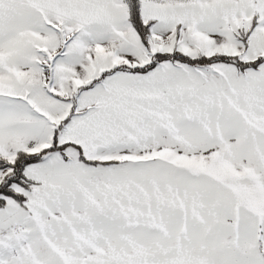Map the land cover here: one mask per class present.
Listing matches in <instances>:
<instances>
[{
	"label": "snow or ice",
	"instance_id": "obj_1",
	"mask_svg": "<svg viewBox=\"0 0 264 264\" xmlns=\"http://www.w3.org/2000/svg\"><path fill=\"white\" fill-rule=\"evenodd\" d=\"M0 264H264V0H0Z\"/></svg>",
	"mask_w": 264,
	"mask_h": 264
}]
</instances>
